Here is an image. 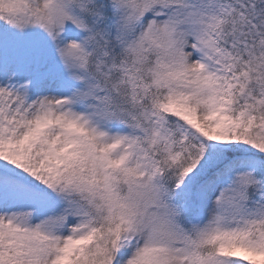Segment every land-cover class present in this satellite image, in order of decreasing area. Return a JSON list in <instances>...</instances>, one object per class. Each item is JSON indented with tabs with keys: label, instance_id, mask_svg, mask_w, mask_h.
<instances>
[{
	"label": "snow or ice",
	"instance_id": "1",
	"mask_svg": "<svg viewBox=\"0 0 264 264\" xmlns=\"http://www.w3.org/2000/svg\"><path fill=\"white\" fill-rule=\"evenodd\" d=\"M0 264H264V0H0Z\"/></svg>",
	"mask_w": 264,
	"mask_h": 264
}]
</instances>
